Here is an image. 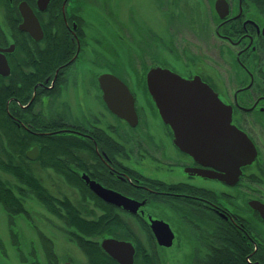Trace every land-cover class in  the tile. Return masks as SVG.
Segmentation results:
<instances>
[{
	"label": "flooded vegetation",
	"instance_id": "af4514ba",
	"mask_svg": "<svg viewBox=\"0 0 264 264\" xmlns=\"http://www.w3.org/2000/svg\"><path fill=\"white\" fill-rule=\"evenodd\" d=\"M152 2L166 9L171 5L167 0ZM200 2L207 7L206 21L200 17ZM195 4L193 24H187L194 41L187 45L210 54L200 59L184 54L182 72L172 70L174 64L169 62L161 68L209 86L230 107L231 124L254 145V160L240 168L233 185L218 180L222 173L217 169L176 147L173 131L160 118L145 79V105L138 109L128 83L114 75L133 98L134 126L108 110L98 83L103 73L91 75L95 0H0V53L9 69L7 76L0 75V83L8 89L1 111L29 145L23 156L12 151L10 160L19 173L23 165L24 177L38 187L22 186L19 178L0 171L12 181L1 180L17 203L10 210L0 204L4 220L0 227L3 233L7 230L18 264H120L101 248V241L112 237L99 240L101 260L93 261L77 246L78 261L68 258L58 263V196H64L58 182L79 196L80 208L94 213L100 208L94 200L83 201L77 187L45 165L48 159L95 197L84 176L138 203L131 213L97 197L112 207L130 235L112 239L132 245V264H264V220L251 204L258 201L264 206V0H198ZM165 16L167 30H172L167 47L173 52V28L183 18L169 11ZM118 24L121 43L126 34L135 37L124 22ZM152 35L156 45L159 37ZM135 44L141 46L140 38L135 37ZM102 62L123 67L104 58ZM49 141L53 143L48 145ZM44 151L56 155L46 156ZM255 183H261L262 190L255 189ZM39 193L49 198V205ZM152 221L167 225L172 235L167 244L162 242L165 230L160 224L153 227ZM0 254L7 257L1 238Z\"/></svg>",
	"mask_w": 264,
	"mask_h": 264
},
{
	"label": "water",
	"instance_id": "95a60500",
	"mask_svg": "<svg viewBox=\"0 0 264 264\" xmlns=\"http://www.w3.org/2000/svg\"><path fill=\"white\" fill-rule=\"evenodd\" d=\"M8 73L6 59L0 53V75L7 76ZM145 82L160 118L173 131L176 147L198 163L221 172L216 176L218 180L228 185L235 184L240 168L254 160L256 151L246 135L231 124L230 107L198 78L186 80L166 68L149 69ZM98 83L108 110L134 126L137 119L127 87L108 73L100 74ZM204 176L212 177L214 174ZM84 180L102 201L135 212L138 206L135 201L101 187L86 176ZM251 204L264 220L263 204L258 201ZM159 224L166 233L162 242L167 244L172 236L167 225L159 221H152L151 225ZM101 248L120 264L133 262L134 249L129 242L106 238L101 241Z\"/></svg>",
	"mask_w": 264,
	"mask_h": 264
},
{
	"label": "rangeland",
	"instance_id": "374dc122",
	"mask_svg": "<svg viewBox=\"0 0 264 264\" xmlns=\"http://www.w3.org/2000/svg\"><path fill=\"white\" fill-rule=\"evenodd\" d=\"M166 0H161V4ZM155 2V1H154ZM171 2L169 9L162 8L157 5L154 6L152 0H95V14L93 22V43L94 47V59L95 64L92 69L91 75L95 76L100 73H108L118 76L128 83L129 87L133 91L137 100V108L144 106V98L146 93L144 90V79L147 70L152 67H168L167 63H173L170 68L177 72H182V65L186 62V57L189 54L196 55L198 59L205 58L206 55L202 47H188L189 41L193 42V36L188 32L187 24H193V18L196 8V2L198 0H167V3ZM200 17L205 18L208 13L207 7L200 2ZM173 12L179 13V20L173 28L175 47L173 52L167 47V37L172 31L167 30L166 13ZM183 21L187 23L183 24ZM125 23L128 32L133 33L135 37L140 38L141 46L135 44V37L126 34L124 44L118 40L122 37L123 32L120 31L121 26L118 24ZM134 23L137 24L135 30ZM193 26V25H192ZM152 31V32H151ZM120 33V34H119ZM157 35L159 41L154 45L155 39L152 35ZM134 37V38H133ZM152 38L154 40H152ZM109 44V47H100V44ZM163 44V46L161 45ZM166 45V46H165ZM176 57L175 62L172 61V53ZM185 54V56H184ZM105 59L109 63H120L123 67L103 65L102 59ZM143 93V94H142ZM143 103V104H142ZM96 104V102H95ZM261 150H264V148ZM47 173V172H46ZM46 185L48 186L49 179L44 177ZM0 180L9 181L10 178L0 173ZM5 181V182H6ZM7 183V182H6ZM255 189L262 190V184L255 183ZM58 191H61V195L68 197L73 203L78 202L79 196L75 193H70L65 184L58 182ZM79 205V203H78ZM1 214V213H0ZM99 215L100 212H95ZM127 218V217H126ZM3 216L0 215V224L3 223ZM69 229L58 220V263L65 259L71 258L74 261H78V257L81 255V251L77 247L76 243L69 239L67 231ZM19 240L23 241V235L20 234ZM0 238L4 244L6 256L0 254V264H18L16 253L9 247L7 238V230L3 233L0 227ZM19 247L24 249V242L19 243ZM81 258V257H80Z\"/></svg>",
	"mask_w": 264,
	"mask_h": 264
},
{
	"label": "trees",
	"instance_id": "16d2710c",
	"mask_svg": "<svg viewBox=\"0 0 264 264\" xmlns=\"http://www.w3.org/2000/svg\"><path fill=\"white\" fill-rule=\"evenodd\" d=\"M7 96V87L3 86L0 83V171L19 178L18 180L22 186L36 189L38 187L35 186L34 180L31 179V182H28V180L24 177L22 173L23 165H21V173H19L13 167V163L10 160L11 155H13L12 151H15V154L23 156L24 151L29 147V145L19 135V131L15 129L13 130L8 115L1 111L2 109H4V103L7 99ZM12 134L16 136L14 137V144H12ZM46 143H48L49 145V143L51 142L49 141ZM41 144L44 148L43 140ZM53 146H51V148ZM52 150L54 149L52 148ZM52 154L56 155L55 152H43V155L46 156H50ZM45 165L53 167L63 175L68 183L77 187L80 191L83 201L88 199L94 200L96 205H98L100 208V214L96 215L93 211L86 210L84 207H82L83 209L80 208L79 205L77 207L66 196H58V219L63 223L65 227L69 229L66 232L67 235L73 239L77 246L83 252H85L90 257V259H92L93 261L102 259L103 251L99 246V240L101 238L112 237L118 239H128L130 237V235H127L124 232V228L122 223L120 222V218L119 216L115 215L112 207L108 206L97 197L93 196L90 191L81 183V181L74 178H69L67 171L62 167H58L57 163H50L48 159ZM39 194L41 201L46 205H49V198L43 193ZM0 204H2L8 210L12 209V205L17 204L13 200L9 186L6 183L4 184L1 180ZM86 237H94L97 238V240L93 242H87L84 240V238Z\"/></svg>",
	"mask_w": 264,
	"mask_h": 264
}]
</instances>
